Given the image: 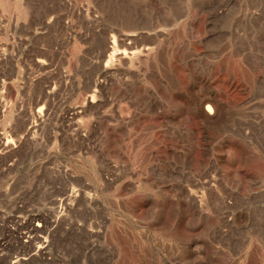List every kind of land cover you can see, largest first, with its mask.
Returning a JSON list of instances; mask_svg holds the SVG:
<instances>
[{
  "label": "rangeland",
  "instance_id": "1",
  "mask_svg": "<svg viewBox=\"0 0 264 264\" xmlns=\"http://www.w3.org/2000/svg\"><path fill=\"white\" fill-rule=\"evenodd\" d=\"M0 264H264V0H0Z\"/></svg>",
  "mask_w": 264,
  "mask_h": 264
},
{
  "label": "built area",
  "instance_id": "2",
  "mask_svg": "<svg viewBox=\"0 0 264 264\" xmlns=\"http://www.w3.org/2000/svg\"><path fill=\"white\" fill-rule=\"evenodd\" d=\"M210 116H213V115H210ZM209 116V117H210ZM204 123L207 124L208 123V118L206 119H203ZM185 141V140H184ZM190 142V140H188ZM203 141H207V137L203 138ZM189 147H192L189 143L186 144H182L181 145V150L179 151L180 153H185V150L186 152H188L190 149L188 148ZM207 146V145H206ZM184 154H180V156H182ZM180 162H184V163H187L186 166H188L190 169L188 171H186L188 174H192L193 177H197V173L196 172H193V168L198 165V164H203L204 167H210V162L206 161V160H202L201 162L198 160V159H190L188 161H185V160H182ZM182 174V173H181ZM183 177H186V176H183ZM183 177L182 179L179 181L180 185L184 188V191L189 195L190 199H192V201H194L196 203V205L198 206L199 208V211L202 212V208L204 206V200H205V197L207 196V192L210 190V189H214L216 186H215V180L213 179L214 176L212 177H205V178H201L199 180H194L195 182V185L198 184V186H195V185H190V184H186L187 182H183ZM194 182L191 181L192 184H194ZM147 185V184H145ZM173 186V185H172ZM172 186H168V190L167 191H170L171 193H173V195H175L174 193V190H172ZM137 187H140L137 186ZM174 199H182V196H177L175 195V198ZM198 211V212H199ZM184 212V211H183ZM188 211H186L187 213ZM191 212V211H190ZM193 213V212H192ZM190 214V213H189Z\"/></svg>",
  "mask_w": 264,
  "mask_h": 264
},
{
  "label": "bare ground",
  "instance_id": "3",
  "mask_svg": "<svg viewBox=\"0 0 264 264\" xmlns=\"http://www.w3.org/2000/svg\"><path fill=\"white\" fill-rule=\"evenodd\" d=\"M133 35H134V34H133ZM135 36H136V35H135ZM114 48H115V47H114ZM125 56H126V57H125ZM123 57H125V58H122L123 60H125V59H129V57H127V55H124ZM120 59H121V58H120ZM200 110H201V109H200ZM206 111L208 112V118L210 119L209 116L212 115V114L209 115V113L212 112V108H211L210 106H208V107L206 108ZM36 113H37V112H36ZM32 115H33V114H32ZM32 115H31V117H32ZM41 116H42V109H40V110L38 111L37 114H34V115H33V118H34V119H39V118H41ZM30 125H31V124H30ZM8 147H9V145H8ZM116 208H117V207H116ZM42 245H43V244H42ZM40 246H41V245H40ZM38 249H39V250H38L39 252H43V250L45 249V248H44V245L41 246V247H39ZM38 251H37V253H39ZM35 252H36V251H35Z\"/></svg>",
  "mask_w": 264,
  "mask_h": 264
}]
</instances>
